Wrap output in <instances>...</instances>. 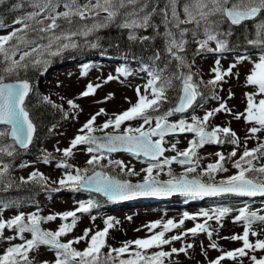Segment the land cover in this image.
Returning <instances> with one entry per match:
<instances>
[{
    "label": "snow or ice",
    "instance_id": "obj_1",
    "mask_svg": "<svg viewBox=\"0 0 264 264\" xmlns=\"http://www.w3.org/2000/svg\"><path fill=\"white\" fill-rule=\"evenodd\" d=\"M3 2L4 0H0V3ZM29 4L32 11L15 21L21 27L14 28L7 35H0V192L29 183L41 185L48 190V178L38 171H33L26 178L20 177L19 181L11 175L12 161L20 151L27 150L32 144L37 129L27 103L30 93L34 91V84L26 78V73L33 69L46 71L51 57L62 55L66 51L100 48L99 36H95V41H90L87 37L94 36L100 29L116 26L128 30L130 41L143 43L159 38L163 42V46L154 48L147 62L142 61L138 69L149 77L145 93L140 94V88L137 87V103L96 127L97 116L107 114L101 108L79 129L68 148H57L56 151L62 153L61 163L57 166L65 168L66 172L53 183L74 191L101 193L112 201L136 197H167L177 193L190 199L225 195L264 197V140L257 135L264 132V54L260 55L258 62H254L246 76V84L254 86L255 91L245 94L247 104L243 112L233 113L225 101L206 111L202 118L193 115L191 122L186 118L175 122L169 120V117L177 113L183 114L202 107L203 101L207 99L203 89L208 88L214 93L225 77L233 74L238 63L249 59L240 56L237 62L224 71H221L220 61L217 59L216 67L212 69L213 79L203 82L192 71V64L189 62L188 48L192 44L196 45L195 55L223 53L230 50L229 38L233 36L234 29L243 28L246 23L251 22L253 32L250 36H243L241 33L243 43L264 53V0H162V6L161 0H29ZM156 17H159V23H156ZM161 26L163 31H160ZM147 29H152L153 35H138V32ZM81 38H84L83 43L80 42ZM213 42L215 47L211 46ZM90 67L92 66L84 65L82 75H86ZM133 71L121 66L117 69L119 75L110 74L104 82L119 79L120 75L127 77ZM101 86V83H89L80 96L93 95ZM171 92L176 93L175 99ZM111 95L105 97V100ZM232 95L229 93V98ZM212 98L220 99L215 94ZM40 102L62 107L54 104L49 96H43ZM67 103L73 109L79 108L73 100H68ZM169 103L174 106L165 108ZM221 111L233 115L237 120L243 118L251 127L247 130L244 151L233 162L237 172L216 181L215 174L228 171L225 164L237 156L236 149L240 147L239 137L230 126L217 125L209 130L210 118ZM137 119L142 120L140 125L133 127L128 123L121 131L125 122ZM109 128L113 131H105ZM97 132L102 134L97 135ZM184 133L194 134L188 148L177 151L178 141L169 148L165 147L167 135ZM251 139L257 140V145L249 149L247 141ZM223 143L234 145L228 156L217 153L218 159L214 163L197 171L200 168L198 149L207 144ZM81 145L90 154L86 163L91 169L76 168L74 173L67 171L73 167L66 162L67 158L73 156V149ZM169 149L176 151V155L165 156ZM121 151L137 159L144 158L147 167L141 169L145 173L142 181L133 183L96 170L106 166L102 163L106 155ZM44 159L47 163L55 157L51 153H45ZM173 162L183 167L181 173L177 174L172 170ZM107 166L119 168L125 175H140V172L122 160L108 159ZM165 170L169 178L162 180L159 177ZM15 206L14 201L0 202V211ZM98 207L99 203L90 198L80 201L79 207L74 211L48 216H41L38 211L30 214L19 212L7 220L0 217V239L12 241L19 238L23 241L5 249L0 254V264H34V257L30 258V253H38L41 246L54 251L56 257L54 261H43L42 264H164L166 258L171 264L173 254L186 253L194 245L188 243L179 249L172 247L170 251H164V245L183 240L189 234L195 237L206 233L211 239L216 230L212 228L210 221H216L218 227H223L222 219L233 211L238 212L233 221L243 222L244 231L224 239L242 241V246L222 251L209 264H221L226 258L243 264L242 258L246 256L251 264H264V256L258 258L254 254L264 250V239H256L254 243L249 240L250 232L252 236H259L260 233L253 230V225L264 224V215L261 214L264 210H249L245 205L240 209L216 207L191 216L185 212L178 222L168 219L165 223L157 220L145 225L151 233L149 236L124 242L116 248L107 245L109 230L114 227L113 218L108 217L102 230L92 233V229L86 228L82 236L67 242L61 241L62 236L75 228L77 213H90ZM200 216L204 217L202 223H196L192 228L165 238L169 231L182 228L186 220H197ZM57 217L63 221L71 218V222L62 223L56 231L41 227L42 222L55 221ZM92 219L95 220V217ZM6 228L14 229L15 235L4 237ZM157 228L161 230L155 231ZM25 233H30L31 239H26ZM81 241H87L86 248L78 250L73 247V244ZM106 247L108 251L104 252ZM209 247L218 249L219 245L212 241ZM153 248L159 250L149 253L148 250ZM249 251L253 254L249 255ZM204 254L207 255L206 251Z\"/></svg>",
    "mask_w": 264,
    "mask_h": 264
},
{
    "label": "rangeland",
    "instance_id": "obj_2",
    "mask_svg": "<svg viewBox=\"0 0 264 264\" xmlns=\"http://www.w3.org/2000/svg\"><path fill=\"white\" fill-rule=\"evenodd\" d=\"M162 6V2H161ZM32 11V9H31ZM25 15H11L9 14L3 21V28L0 29V35H7L13 31L14 28H20L19 23H15L19 18L27 16ZM90 37V36H89ZM83 43V40L80 39ZM215 47L214 42L211 45ZM67 52V51H66ZM65 52V53H66ZM64 54V53H63ZM19 55V54H18ZM261 53L257 51L254 47H249L248 49H230L223 53H204L202 55H196L195 58L191 59L189 62L192 64V71L198 74L199 78H202L203 82H207L213 79L214 73L212 69L216 67V60L220 61L221 71L226 70L231 64L237 62L238 57L246 56L249 59L237 64V67L233 69V74L226 76L225 80L220 83V85L215 89V92L208 91L206 96L208 99L203 101L202 107H196L194 111L186 115H175V117H170V120L175 122L181 118H186L191 122L192 116L203 117L206 111L212 110L219 106L221 102H227V107L232 110L233 113L243 112L246 108V93L254 92L255 87L246 84V76L250 73L253 68L254 62H258ZM60 57V55H59ZM54 59L55 62H52ZM68 58H54L51 57L50 64L47 66L46 71H38L37 75V89L40 91L42 96L34 95V91L31 93L34 98L43 96H49L51 100L56 105L62 107L57 108L59 110V120L52 126L53 130L51 135L47 137L46 140H37L33 146H37L44 153H51L55 159L50 162H45L44 155L36 154L30 158L17 159L13 161V168L11 175L14 179L19 181L20 177H28L33 171H38L48 178L47 189L41 185L35 187L36 190L30 196L33 201L37 202V205L26 206L28 203L24 198L7 199L6 202H15V207H9L8 209L0 211V217L7 220L8 218L18 214L19 212H24L25 214H30L38 211L41 216H48L50 214L63 213L65 211H74L79 207L80 201H87L90 199L86 193H78L77 191L60 188L58 183H53L58 181L65 175V168L58 167L57 165L61 163L62 153L57 152L56 149H65L70 146L71 140L78 134L79 129L91 118L92 115L99 112L101 108L106 110V115L97 116L95 121L96 127L102 125L107 119L113 117L114 114L122 113L123 111L130 108L132 105L138 101V93L136 91L137 87L140 88V94H144L146 90V84L149 79L147 73L140 72L139 63H128L120 62L117 59L109 60L103 59L99 62H94L91 64L92 67L87 71L86 75H82L84 71L83 63H78L77 59ZM128 64V65H126ZM121 66H126L133 71L132 75L127 77L120 75L119 79H113L108 82H104L106 78L111 74L113 76L119 75L117 69ZM89 83L93 85L101 83L102 86L98 88L93 95L87 97H81L80 93L86 90ZM150 92V89L148 90ZM203 91H205L203 89ZM210 92V95H209ZM229 93H232V97L229 98ZM111 97L105 100V97ZM218 95L219 100L212 98L213 95ZM209 95V96H208ZM151 98V97H150ZM260 97H257L259 99ZM68 100H73L79 108L73 109L68 103ZM131 123L133 127L138 126L142 123V120L137 119L131 122H125L121 126V131L128 124ZM209 129L214 126H230L238 135L240 140V147L237 150V156L228 160L225 167L228 169L227 172H218L215 174V180L219 181L226 178L227 176L233 175L237 172V169L233 167V162L237 160L240 154L244 151L245 137L248 135V128L251 127L250 124L245 123L244 119L239 120L234 119L233 115L226 112L216 113L209 120ZM154 126V124H153ZM145 127H148L147 125ZM107 132H112L113 129L109 128L105 130ZM97 134H101L97 132ZM260 139L264 140V132L257 134ZM194 137L193 133H184L180 135H173L166 137V146L172 143H177V151H183L189 146V141ZM156 138V137H154ZM257 140L251 139L247 141V148L256 147ZM234 145L229 143L219 144V146H211L198 149L199 164L200 168L197 171L205 168L209 163H214L217 159V153H223L226 157L233 150ZM85 146H77L73 149L74 155L67 158L66 162L73 167L67 171H75L76 168H89L91 166L87 165L86 161L90 158V154L86 153L84 150ZM176 155V151L168 150L167 155L171 157ZM122 160L125 164L134 167L137 172H140L139 176H130L121 173L119 168L114 166H107V160ZM104 168H101L104 172L108 174L119 173L122 174L127 180L130 181H141L144 178L145 173L141 172L142 168L147 167V163L144 162L143 158L137 159L127 152H116L112 153L110 156L106 155L104 161H102ZM264 163V161H262ZM26 164L27 167H22L21 165ZM172 170L179 174L183 171V167L177 163L171 165ZM100 168H97L98 170ZM91 175V170L89 171ZM159 178L168 179L169 177L165 172L160 174ZM52 189H59L58 191H53ZM9 198V197H8ZM253 199L254 197H250ZM139 197L119 200V204L113 206L112 208H100L93 209L90 213H77L78 220L75 228L65 236L61 238L65 241L73 240L76 237L83 235L86 228L92 229V233L102 230L106 224L105 221L108 217L113 218L114 227L109 230L107 236V245L113 248L120 247L124 242L136 240L137 238H145L151 233L145 225L151 222L160 220L165 223L168 219H173L178 222L183 218V213L187 212L190 216L201 213L202 211H207L214 209L216 207H229L232 209H240L245 205L248 206L249 210H264V197H259L260 200L256 198L254 200L247 199H237V198H225L220 197H206L201 199H192L182 203V198L174 199H164L157 205L154 203H139L136 204L134 200H138ZM4 201V200H3ZM131 201V202H128ZM264 215V211L261 212ZM238 215L237 211L231 212L229 215L222 219L223 227H218L216 221H210L212 228L215 229L211 239L206 233H200L195 237L190 234L183 240L173 241L169 245H164V251H170L172 247L177 249L181 248L183 245L191 243L194 245L193 248L189 249L186 253L181 252L179 254H173L171 257V264H209V261L214 260L222 254V251H230L242 246V241H233L231 239H224V237H231L234 234H242L244 231L243 222H234L233 218ZM95 217V220L92 219ZM130 218V219H129ZM118 221V223H116ZM204 217L200 216L197 220H186L185 227L174 229L166 233L168 238L172 235H177L181 231L192 228L196 223H202ZM71 218L68 221H63L60 217H57L55 221L42 222V225L48 230L56 231L62 223H70ZM137 229H140L137 231ZM264 224H254L253 230L259 232V236H252L251 232L249 235V240L255 242L256 239H264ZM161 230L157 228L155 231ZM90 233V235L92 234ZM14 229H5L3 232L4 237L14 236ZM26 239H31L30 233H25ZM215 241L218 243V249H212L209 247L210 243ZM19 238L12 241H7L0 239V254H2L7 247L11 244L22 243ZM78 250H83L87 247V241H81L78 244H73ZM135 248V245L132 246ZM159 249L153 248L149 249V253L158 251ZM107 252L106 250H103ZM206 251L207 255L204 254ZM249 251V255H252ZM258 258L264 256V250H259L254 253ZM34 257V264H42L43 261L52 262L55 260V253L49 250L46 246H41L38 253H30V258ZM243 264H251L249 258L243 257ZM164 264H170V261L166 258ZM221 264H238V261L226 258L221 261Z\"/></svg>",
    "mask_w": 264,
    "mask_h": 264
},
{
    "label": "trees",
    "instance_id": "obj_3",
    "mask_svg": "<svg viewBox=\"0 0 264 264\" xmlns=\"http://www.w3.org/2000/svg\"><path fill=\"white\" fill-rule=\"evenodd\" d=\"M13 0H4L3 3H0V28L2 27V21L8 14H19L18 10L16 9V5H14ZM227 27H232L228 25ZM160 31L163 29L160 28ZM253 32V24L248 22L245 24L243 28L236 27L234 29V34L232 37L229 38L230 41V48H248L251 47L247 44L243 43V36H250ZM243 33V36L241 35ZM138 35H145L151 36L153 35L152 29L141 30L138 32ZM95 36H99L100 40L99 43L101 44L100 48L90 49V48H82L80 50H72L67 51L66 53L59 56H54L58 58H68L69 59H86L90 61H94L98 58L110 57L111 59L120 58L122 61H130L134 60L137 63H141L142 61L147 62L148 58L151 56L152 51L154 48H161L163 46V42L161 39L157 38L153 41L148 42H139V41H130L128 39V30L121 29L116 26H110L108 28L100 29ZM94 36V41H95ZM84 38H81L83 40ZM88 40H91V36L87 37ZM195 44H192L188 48V53L194 52ZM191 55V53L189 54ZM66 59L65 61L69 60ZM51 60V59H50ZM54 62V59L53 61ZM50 64V63H49ZM41 71H44L41 69ZM37 75L38 71L33 69L26 73V78L32 80L34 84H37ZM34 95L42 96L38 92H34ZM173 99L176 97L175 92H171ZM41 98L37 97L34 98L33 95H30L28 100V107L30 110V114L32 119L34 120L35 124L37 125V135L36 140H44L49 135H51L53 130V125L59 120V110L56 107H53L51 104L48 103H41ZM174 105L169 103L165 105V108L173 107ZM53 126V127H52ZM41 150L38 149L36 146L29 148L27 150L20 151L19 155L15 157L13 161L17 159H21L25 157V155L33 156L34 154L40 153ZM12 161V162H13ZM7 162V158H6ZM117 176L122 178V174H116ZM40 185L29 183L26 186H22L19 188L10 189L7 192H0V198L4 201L7 199H18L24 198L26 202L34 203L30 194L35 192L36 188ZM9 197V198H8ZM99 205H105L106 202L103 201L101 197L96 196L94 198ZM108 251L107 249H105Z\"/></svg>",
    "mask_w": 264,
    "mask_h": 264
},
{
    "label": "bare ground",
    "instance_id": "obj_4",
    "mask_svg": "<svg viewBox=\"0 0 264 264\" xmlns=\"http://www.w3.org/2000/svg\"><path fill=\"white\" fill-rule=\"evenodd\" d=\"M13 1H14V5H18V4L20 5V7H16V9L18 10L19 13H24V12H26L28 10V8H29V0H13ZM94 36H91V40L90 41H94ZM30 81L34 84V82L32 80H30ZM34 92L40 93V91L37 89V84H34ZM29 98H30V96H29Z\"/></svg>",
    "mask_w": 264,
    "mask_h": 264
},
{
    "label": "water",
    "instance_id": "obj_5",
    "mask_svg": "<svg viewBox=\"0 0 264 264\" xmlns=\"http://www.w3.org/2000/svg\"><path fill=\"white\" fill-rule=\"evenodd\" d=\"M97 135H101V134H97ZM122 152V151H121ZM98 171H101V170H98ZM164 180V179H162ZM133 183H135L134 181H132ZM139 182V181H138ZM178 194V193H177ZM103 195V194H102ZM107 198V197H106ZM108 199V198H107ZM109 200V199H108ZM41 227L43 228V226L41 225ZM44 229V228H43Z\"/></svg>",
    "mask_w": 264,
    "mask_h": 264
}]
</instances>
